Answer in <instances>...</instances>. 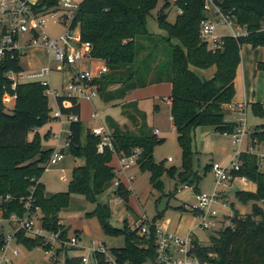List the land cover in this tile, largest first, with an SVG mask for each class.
<instances>
[{"label":"trees","instance_id":"obj_1","mask_svg":"<svg viewBox=\"0 0 264 264\" xmlns=\"http://www.w3.org/2000/svg\"><path fill=\"white\" fill-rule=\"evenodd\" d=\"M160 0H82L80 11L75 15L71 30L79 28L82 41L92 44V57L102 60L108 72L95 80L99 96L111 105L123 104V112L129 125L121 126L110 122L113 148L106 146L98 150L100 137L86 128L80 119L69 123V147L62 148L78 159L83 165L73 169L72 179L66 191L51 196L46 194V186L41 181L54 149L43 144L39 128L52 121L53 105L46 93L48 87L40 82H27L17 87L18 98L13 108L8 109L3 94L10 90L11 83L6 74L22 70L20 54L15 52L0 60V196L11 195L4 205L6 215L24 214V202L33 195L34 205L40 207L43 227L60 238H69V228L58 224L60 213L70 205L71 196L79 194L89 203L95 204L93 211L102 230L107 234L122 235L125 245L111 249L114 264H144L151 260L157 264L156 237L157 222L166 209L160 211L153 220L149 236H141L132 229L127 219L123 227L110 222V206L99 202V196L111 189L115 197L128 202L132 190L123 182L114 186L119 179L117 167L112 163L115 151L131 155L139 152L138 165L143 172L150 173L153 188L163 191V176L176 178L194 187L199 192L201 177L194 173V131L201 126H213L222 133L236 131L237 122L227 118L226 107L235 97V79L241 63V48L244 44L254 47L264 46V0H222L225 13L234 16L237 24L248 28L250 34L235 38L233 35L221 37L222 45L213 48L201 37V23L207 17L205 0H175L179 14L175 22L168 21L170 3L166 2L158 11V23L166 30L162 42L148 31V20L158 7ZM37 12L49 14L60 10L59 0H38ZM216 70L209 79L202 78L195 69ZM264 69V62L258 65ZM172 84L171 116L182 148L181 167H166L165 160L156 162L155 147L165 138H159L154 131L147 132L145 114L137 107V101L124 102L127 95L136 89L162 82ZM69 101L62 106L65 114L81 116L82 105L75 96H60L58 101ZM157 105H155V108ZM256 116L264 118V104L251 105ZM251 139L255 143L264 142V124L251 127ZM34 131L33 138L30 133ZM50 130L46 133V138ZM50 137V136H49ZM115 150V151H114ZM239 175L247 176L257 186L256 191L238 190L237 198L243 203H252L250 213L238 210L231 216V224L210 235L209 243L195 240L199 257L211 264H264V170L259 168L258 157L253 153L241 155ZM212 165H207L205 170ZM127 209L133 212L130 205ZM184 212L195 214L194 209L178 206ZM137 221V220H136ZM142 221L147 222V219ZM78 235V231L75 232ZM16 240L28 248L41 247L49 250L52 246L42 237L31 236L25 230L15 234ZM5 240L0 239V252ZM65 249H58L62 251ZM94 264H112L106 254L93 252ZM65 264H81V257L67 258Z\"/></svg>","mask_w":264,"mask_h":264},{"label":"built area","instance_id":"obj_2","mask_svg":"<svg viewBox=\"0 0 264 264\" xmlns=\"http://www.w3.org/2000/svg\"><path fill=\"white\" fill-rule=\"evenodd\" d=\"M60 10L64 12L61 16L55 19V23H62L66 26L67 30L58 38H53L47 31L48 16L56 12L45 14L37 12L36 5L38 0H0V60L5 59L9 54L18 52L22 70H11L6 74L7 79L11 83L10 90H6L3 94V101L8 109L14 107L18 95L16 93L19 84L27 82H40L48 89L46 93L50 96L53 95L58 104V109L54 112L53 118L58 120L61 125L64 124V117L70 123L73 120L81 118L78 114H65L62 111V106L68 107L69 101H63L60 104L58 98L60 96H75L78 99L87 98L91 100L93 95L99 94L98 87L95 80L99 79L102 75L108 72V67L104 63L99 65L96 71L91 69H84L76 73L74 78L61 89H55L50 86V76L52 68L49 64L41 66L38 69H30L24 67L22 60L27 58L30 48L45 47L51 55L59 60L62 64L58 65L57 70H64V65H74L82 58L92 59V44L90 42L82 41L79 28L71 30L72 21L76 15L77 9L81 1L78 0H59ZM222 0H205L204 10L206 18L201 23V37L206 39L213 48L222 45L221 37L217 32L218 25H225L229 27L235 38L248 36L249 30L245 26L236 23L234 16L227 14L223 11L220 4ZM56 16V14H55ZM264 30V27H263ZM264 104V101H263ZM248 104L246 102L239 103L232 114L230 121L238 123V127L231 135L235 145V153L231 160L225 164L216 163L212 164V172L214 174L215 186L212 192L199 191L195 194V201L190 207L195 211V216L198 219V226L206 231H219L220 229L228 226L226 222L233 216L232 208L229 207V202H224L222 198V188L224 185L234 182H240L244 187L251 181L245 175H239L237 172L241 170V155L243 153H253L258 157L259 168L264 170V142L255 143L252 141V129L248 125ZM94 119L99 118V114L94 112L92 114ZM91 132L100 137L98 150L103 152L106 146L113 148L112 135L110 130L104 125L95 126L91 128ZM69 129L65 143L62 142L63 129L61 128L58 133H54V137L58 139L57 145L53 146L54 152L51 159L47 164V169L51 165H56L65 157L62 148L69 147ZM155 133L159 134L160 130L155 129ZM245 148H242V147ZM115 151V150H114ZM139 152L136 151L131 155L124 153H114L119 167V179L114 182V186H118L121 181V175L131 170L134 166L138 165ZM169 160H172L169 158ZM65 178V176H64ZM133 178L130 177V180ZM122 182V181H121ZM186 188L195 190L191 185H185ZM12 199L11 195L6 197L0 196V239L5 240V246L10 239H16L15 234L19 230H25L28 234L35 237H42L46 243L51 244L49 250H45L49 256L55 260L57 257L58 249H67L78 246L80 244V237L76 234L69 236L68 239H62L59 233L47 231L41 222V209L34 205L33 195L22 199L24 202L25 213L20 215L12 213L6 215L4 205L9 203ZM226 209V210H223ZM4 224L16 225L14 234L6 236L2 230ZM231 224V223H230ZM229 224V225H230ZM152 223L147 220L134 221L131 224L132 229L138 231L141 236H149L151 233ZM156 261L157 264H211L203 261L196 252L195 240L193 232H189L185 236H181L172 230L156 225ZM98 246L94 249L90 248V252H102L107 256V249L103 241H93ZM2 247L1 252L4 250ZM0 252V254H1ZM17 254L18 251H15ZM81 264H94L90 253L82 254ZM4 258L0 255V262ZM107 261L114 264V258L107 256Z\"/></svg>","mask_w":264,"mask_h":264},{"label":"rangeland","instance_id":"obj_3","mask_svg":"<svg viewBox=\"0 0 264 264\" xmlns=\"http://www.w3.org/2000/svg\"><path fill=\"white\" fill-rule=\"evenodd\" d=\"M82 1V0H78ZM169 2L170 7L166 10L168 12V21L175 22L177 15L180 13L178 7L175 4V0H160L158 7L152 12V16L148 20V31L156 38V40L162 42L163 46H169L167 42L164 41V37L167 36L166 30L160 28L158 23V11L163 7V5ZM64 11L61 9L57 13L48 16V27L47 31L53 38H58L66 30V26L62 23H55V19L59 18ZM56 14V16H55ZM217 35H232V30L225 25H218ZM211 45V44H210ZM49 55V51L45 47H33L30 48L27 54V58L22 60V63L25 67H30L31 69H38L45 64H49L52 68V73L50 78V86L55 89H61L62 86H65L72 80V75L75 71L83 69H91L96 71L99 62L95 61L96 59L92 58L94 62H90L88 58H82L74 65H64V70L58 71V65L62 63L57 60L54 56ZM214 67L209 68V71H213ZM201 70V69H200ZM199 71V70H198ZM208 71V72H209ZM200 76L211 77L207 73H199ZM150 95H146L144 98L138 100V106L145 114V123L147 127V132L153 134L154 128L158 127L160 129V134L157 136L159 138H165V140L158 144L154 150V158L156 162H161L165 160L166 167L170 168L173 166L181 167L182 165V148L178 142V134L173 129V121L170 118V111L165 101L162 99L165 94L160 90V88H149L147 91H152ZM155 93V94H154ZM154 94V96H153ZM51 104L53 105V111L51 113L52 117L54 112L58 109V104L53 95L49 96ZM105 101L96 94L93 95L91 100L87 98H81L82 113L81 120L84 122L86 128H92L95 126L104 125L109 130L110 122L115 121L120 125H129V121L124 115L123 104L119 103L118 105H111L110 103H104ZM160 104V109L155 110V104ZM97 112L99 118L94 119L92 114ZM248 125H259L264 124V118L256 116L251 107H248L247 112ZM54 118H52L53 120ZM64 127L62 134V142L65 143L67 136V129H69V122L64 117ZM51 127L53 133H58L60 130V122L58 120H53L52 124H46L43 127L39 128L40 135L43 140L44 146H55L58 143V139L54 135H49L46 138L47 130ZM34 131L29 135L30 138H33ZM52 133V134H53ZM194 150L196 151L194 158V173L191 174V177L195 176L197 172L201 177L198 188L203 192H212L215 186L214 174L212 168L205 170L207 165H212L216 163L225 164L231 160L235 153V149L238 148L235 145L231 135L222 134L216 131L213 126H201L198 127L194 133ZM251 139V138H250ZM242 148H245L244 146ZM171 158L172 160H169ZM84 159H74L69 152L65 154L63 161L59 162L57 165H51L48 169L45 170L42 176V181L46 184V192L49 194H55L57 192L66 191L68 189L69 183L72 179L73 169L77 165H83ZM137 166V165H136ZM263 170V169H262ZM65 176V178H64ZM178 177L171 178L168 176H163L162 180L164 181L163 191L153 188L150 183L148 173H139L137 180H135L134 189L138 193L140 200L137 199L134 195L129 199L128 202H125L119 197H115L112 190L109 189L99 196V202L104 205H109L113 212L110 217V222L116 227H123L124 217L127 216V204L135 208L136 211H130L128 219L130 221H136L139 216V220L147 219L149 221L153 220L155 216L167 206L178 207L179 205H187L190 208V205L194 203L196 197V191L186 188L185 184H182ZM232 184V183H229ZM229 184L224 185L223 187ZM191 185V184H190ZM233 185L231 186V188ZM244 187L243 185L236 183L235 186L229 190V196L225 199V202H229V207L232 208L233 214L238 210L241 214L250 213L252 210V203H243L237 196L236 192L242 190L239 188ZM178 195V196H177ZM177 196V197H176ZM243 203V205L241 204ZM96 205L89 203L85 200V197L79 194H73L71 196L70 206L68 211L65 212V221H71L73 225H78L84 228V231L81 235V245H86L87 249H69L68 254L78 255L82 253H89L88 247L94 249L97 247V244H94L93 241H104V244L107 249V256L112 257L111 249L115 247H122L125 245V237L122 235H113L107 234L102 230L100 222L96 216H90L87 212H91L95 209ZM167 208L165 211V216L170 214L176 215L178 213L177 209ZM226 210V209H223ZM137 213V214H136ZM138 215V216H137ZM231 223V217L226 222V225ZM58 224L64 225L61 222V216ZM1 228V227H0ZM16 230V225L5 224L4 234L6 236L14 234ZM69 233V232H68ZM213 233H217L213 231ZM207 234V233H206ZM80 246V245H79ZM75 246L73 248H76ZM72 248V247H71ZM64 254V253H63ZM90 255L93 259V253L90 252ZM12 264V263H9ZM144 264H153L151 260H148Z\"/></svg>","mask_w":264,"mask_h":264},{"label":"crops","instance_id":"obj_4","mask_svg":"<svg viewBox=\"0 0 264 264\" xmlns=\"http://www.w3.org/2000/svg\"><path fill=\"white\" fill-rule=\"evenodd\" d=\"M218 36L222 37L223 35H221V36L218 35ZM89 61L94 62L93 60H89ZM95 61H98L99 65L104 64V62L102 60L96 59ZM260 62H264V46L254 47L252 44H244L241 48V63L238 67L237 76L235 79L236 94H235V97H234L232 103L226 107L227 118H231L232 114L234 113L235 107L241 102H246L248 104V107H251V105L253 103H256V102H260L263 104V101H264V69H261L258 66ZM47 64H45V65H47ZM213 67H214V69H212L213 71H209V69H201V70L195 69V70L198 74L199 73H203V74L207 73L208 75H210L212 77L215 70H216L215 66H213ZM28 68H30V67H28ZM79 71L80 70L75 71L74 74L72 75V77L74 78L76 73H78ZM201 77L205 78V79L211 78V77H206V76H204V77L201 76ZM155 87L160 88V90L165 93V94H162L163 95L162 99L165 101L166 105L169 108L170 118L172 120L171 102L168 99L171 95L172 84L168 81L162 82L159 84L148 85L145 88H139V89L133 90L127 95L124 102L137 101V107L139 108L138 100L141 98H144L146 95H150L151 92H153V90L149 91V92L147 90L149 88H155ZM154 94H153V96H154ZM155 105H157L155 110L158 111L161 106L159 103H156ZM53 120H55V119H53ZM53 120L48 124H52ZM121 126H124V125H121ZM254 126L255 125H253L252 127H254ZM63 127H64V125L60 124V129L61 128L63 129ZM157 128L158 127L154 128V132H155V129H157ZM173 129L175 131L174 124H173ZM49 130H50V135H53L54 133L51 131V127L47 131H49ZM46 147H53V146H46ZM74 159L77 161L78 158L74 157ZM112 163L115 165V167H117V168L119 167L117 159L115 157H114ZM140 171H141V169H140L139 165H137V166H134L131 170H129L126 173L121 175V181L128 188H130L132 190L131 197L135 194L134 196L139 200H140V197L138 196V193L134 189L135 183H136L134 181L137 180V176L139 175ZM141 173H143V174L148 173L149 179H150V173L149 172L141 171ZM130 177H132L133 179L130 180ZM41 181H42V179H41ZM236 183L241 184L240 182L237 181V182H234L232 184H229L228 187L230 189H232ZM232 185H233V187L231 188ZM241 185H243V184H241ZM256 188H257L256 184L254 182L250 181L246 187H242L239 189L246 190V191H256ZM230 189H228L227 186H225V188L224 187L222 188V198L223 197H225V199L228 198V196H229L228 192ZM199 191H201V190L199 189ZM46 194H47V196H51V194H49L47 192H46ZM241 204L243 205V203H241ZM69 206L61 211V213H60L61 222L69 228V236L75 234V232L78 231V236L80 237V241H81V238H82L81 235H82V232L84 231V228H82L78 225H73L70 220L67 222L65 221L64 215H65V212L68 211ZM179 206H181V205H179ZM185 206L189 207L187 205V203ZM169 207L170 206H167V208H169ZM131 208L133 209V212L136 211L133 206H131ZM170 208L174 209L176 207H170ZM110 210H111V212H113V209L110 208ZM127 213L128 214H127V216L125 215L124 220L127 219L128 222L131 224L133 221H130L128 219V216L130 214V210L127 209ZM139 216H141V214ZM139 216H138V219H136V220H139ZM141 217L143 218V216H141ZM157 224L160 226L166 227V228L172 230L173 232H175L181 236H185L189 232H193L196 239L203 245H206L209 243L210 235L213 233L212 231H206V230H203L201 227H199L198 226V219L196 218V216L194 214H192L190 212H184L180 209L178 210V213L176 215L170 214L168 216H165V214H164L162 219H160L157 222ZM10 225H13V224H10ZM4 229H5V224L2 227L3 232H4ZM103 243H104V241H103ZM79 245L76 248L72 247V248H67L65 250H62V251H58L57 257L55 258V260H53L49 256V254H47L46 251L41 247L28 248L24 244L18 242L16 239H10V240H8L4 250L0 254L4 258L0 262V264H9V263H12V264H65V261L67 258H72V257H76V256H81L82 254H86V253H82V254H78V255H74V256L73 255L70 256L68 254L69 249H85V250L87 249L86 245H84V244L83 245L79 244ZM88 249H89V253H90V247H88ZM15 251H18V253L16 254Z\"/></svg>","mask_w":264,"mask_h":264},{"label":"water","instance_id":"obj_5","mask_svg":"<svg viewBox=\"0 0 264 264\" xmlns=\"http://www.w3.org/2000/svg\"><path fill=\"white\" fill-rule=\"evenodd\" d=\"M79 11H80V7L77 9V12H76V14H78L79 13ZM105 207L107 206V205H104Z\"/></svg>","mask_w":264,"mask_h":264}]
</instances>
